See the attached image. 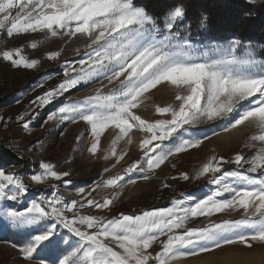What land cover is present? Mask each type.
<instances>
[{
    "label": "snow or ice",
    "instance_id": "snow-or-ice-1",
    "mask_svg": "<svg viewBox=\"0 0 264 264\" xmlns=\"http://www.w3.org/2000/svg\"><path fill=\"white\" fill-rule=\"evenodd\" d=\"M184 17L183 7L170 10L168 34L160 37L158 17L134 0H0V35L12 38L20 33L45 32L52 37H84L88 41L80 59L65 62L61 82L35 97L31 110L18 116L25 130L38 114L37 108L78 86L104 80L118 83L107 92L102 86L92 95L59 107L48 119L83 121L91 137L88 151L93 156L100 150L102 136L111 130L114 138L104 158L115 159L112 168L128 154L127 147L120 149V143L131 146L134 130L145 134L138 145L142 156L123 169V174L101 178L87 192L83 187L78 189L83 203L66 200L57 191L59 186L53 185L49 198L33 199L18 210L8 202L18 201L28 186L18 173L0 168V230L24 236L19 250L25 259H37L38 264H172L181 257L210 254L236 243L249 248L250 241L264 243V59L257 58L251 42L239 37L206 45L187 38L178 41V33L172 30ZM31 47L35 49L36 42ZM60 55L59 51L48 53L53 60ZM0 58L17 68L32 69L40 63L24 56L19 47L0 51ZM165 85L175 89L174 99L163 106L154 105L158 118L149 120L137 114L151 90ZM217 123L225 133L254 126V133L243 145L251 154L235 151L229 156L217 155L213 149L195 177L184 171L170 178L189 181L210 174L215 185L210 194L202 199H173L170 206L139 214L121 213L112 218L82 214L87 208L109 209L120 189L136 183L130 173L139 172V178L147 180L148 172L189 149L200 148L218 132L209 134L197 126ZM184 135L191 138L181 139ZM226 165L235 167L229 170ZM39 167L41 171L30 177L36 184L51 179L64 186L71 184L66 179L70 172L57 171L49 162H41ZM109 171L104 168L105 173ZM162 187L171 185L164 183ZM102 188L116 191L112 198H92ZM239 210H243L239 218L210 219ZM194 217L210 222L204 227H189ZM68 234L75 238L74 244ZM154 246L159 250L150 251Z\"/></svg>",
    "mask_w": 264,
    "mask_h": 264
},
{
    "label": "rangeland",
    "instance_id": "rangeland-1",
    "mask_svg": "<svg viewBox=\"0 0 264 264\" xmlns=\"http://www.w3.org/2000/svg\"><path fill=\"white\" fill-rule=\"evenodd\" d=\"M13 14H15V10ZM159 36L162 37L163 35ZM184 39L177 36L178 41ZM33 42L37 44L35 49L31 47ZM190 42L202 45V43ZM87 43L88 41L84 37H52L45 32L20 33L12 38L0 35V51L19 47L22 49L24 56L40 61L35 68L26 69L14 67L11 63L0 58V100H3L0 102V118H2L0 119V150L5 158L0 160V168H3L5 172L18 173L28 186V192L23 194L18 201L8 202L10 205H15L18 210L30 205L33 199L39 202L41 197L49 198L53 191V185L59 186L57 191L63 194L66 200L76 199L83 203L85 201L78 192L79 188L83 187L87 192L96 183H99L101 178L107 179L117 173L123 174V169L142 156L138 145L145 134L141 131L134 130L131 146H126L124 142L120 143V149L127 147L128 154L116 164L115 168H112L111 165L115 163V159L110 156L108 159L104 158L108 155L107 150L114 138V133L111 130L102 136L100 150L93 156L88 151L91 137L83 121L61 122L59 119H48L49 115L58 110L59 107L82 99L84 96L92 95L96 88L102 86L103 90L107 92L115 88L118 82L109 84L107 81L102 80L86 86H78L66 92L46 106L37 108L36 112L38 114L35 115L30 127L26 130L23 128L22 122L18 120L20 114L25 113L26 110H31L33 106L30 102L35 97L42 95L44 91L61 82L65 62H75L80 59ZM77 48L80 49L79 53L76 51ZM51 51H59L61 55L53 60L48 57V53ZM41 85L43 86L41 87ZM158 88L159 90H151L149 93L150 98L137 110V114L144 119L158 118V114H155L154 111L155 104L163 106L173 102L175 89L170 85L158 86ZM26 119H31V117H26ZM197 127L208 131L209 134L215 130L218 135L205 141L200 148L189 149L186 153H181L171 159L166 165H162L160 169L148 172L150 178L147 180L140 179L141 173L139 172L130 173L129 176L136 179V183L126 184L120 189L119 196L114 199L109 209L87 208L82 214L103 215L107 218L118 216L121 213L139 214L143 210L154 207L170 206L173 199L185 201L189 197L202 199L210 194L215 188V185L211 183L210 174L189 181L172 180L170 178L184 171L188 172L190 177H195V173L212 154L213 149L217 155L229 156L235 151H244L246 155L251 154L248 149L243 148V145L254 133L255 128L252 125H245L225 133L220 130L222 125L219 123L216 125L201 124ZM78 136L81 137L79 141L77 140ZM190 138L188 135L181 137V139ZM41 162L56 165L57 171L70 172V176L66 179H70L71 184L64 186L61 181L54 179L48 180L44 184H36L31 181V175L41 171L39 167ZM172 164H175L176 167L173 168ZM106 167L110 169L107 173L104 172ZM225 167L230 170L235 166L226 165ZM164 183L170 184L171 188H163ZM115 191L113 188L97 189L92 198L98 200L105 197L112 198ZM227 196L228 194L225 193L224 198H227ZM0 204H3V202H0ZM242 212L243 210L216 214L210 219L213 222H219L224 218H239ZM209 222L208 218L194 217L189 220L188 226L204 227ZM63 231L66 232V230ZM10 233H12L10 235L12 238L22 240L23 244L19 245L14 241L1 239ZM68 238L71 243H75V238L71 234H68ZM250 242L252 244L251 248L236 243L215 250L207 256L210 260L207 264H264V243L260 241ZM24 243V236L16 231L0 230V264H38L37 259L28 260L23 257L19 249ZM158 250V247L154 246V249L150 251ZM182 258L186 257L177 260Z\"/></svg>",
    "mask_w": 264,
    "mask_h": 264
},
{
    "label": "trees",
    "instance_id": "trees-1",
    "mask_svg": "<svg viewBox=\"0 0 264 264\" xmlns=\"http://www.w3.org/2000/svg\"><path fill=\"white\" fill-rule=\"evenodd\" d=\"M134 3L158 17L159 35L168 34V14L175 6H181L185 17L178 20L172 30L179 37L202 45L239 37L246 43L251 42L257 57L264 59V0H255V3L249 0H134ZM2 159L5 158L0 150ZM10 235L12 233L1 239L23 244Z\"/></svg>",
    "mask_w": 264,
    "mask_h": 264
},
{
    "label": "bare ground",
    "instance_id": "bare-ground-1",
    "mask_svg": "<svg viewBox=\"0 0 264 264\" xmlns=\"http://www.w3.org/2000/svg\"><path fill=\"white\" fill-rule=\"evenodd\" d=\"M208 255H211V254H203L202 256H199L197 258H193V257L187 258L186 257V258H182L180 260L173 261L172 264H207V262L210 261L207 258Z\"/></svg>",
    "mask_w": 264,
    "mask_h": 264
}]
</instances>
